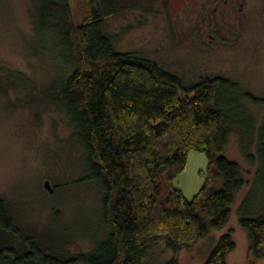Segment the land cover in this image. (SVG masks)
<instances>
[{"label": "trees", "instance_id": "trees-1", "mask_svg": "<svg viewBox=\"0 0 264 264\" xmlns=\"http://www.w3.org/2000/svg\"><path fill=\"white\" fill-rule=\"evenodd\" d=\"M80 3L84 17L77 22L72 0H36L37 30L73 67L50 101L75 128L83 179L103 197L107 236L88 252L64 257L33 236L23 237L0 196V240L11 235L28 246L21 252L0 244V264H140L158 242L177 256L212 230L224 229L247 184L240 164L223 154L232 128L259 135L257 155H246L258 169L240 206V225L249 234L251 255L264 258V120L258 126L240 103L239 85L219 76L187 84L151 60L118 51L105 25L121 0ZM243 97L264 107V98L250 92ZM191 150L205 152L209 163L204 185L188 199L174 179ZM235 248L227 233L202 264H227ZM168 264L180 263L175 257Z\"/></svg>", "mask_w": 264, "mask_h": 264}, {"label": "rangeland", "instance_id": "rangeland-1", "mask_svg": "<svg viewBox=\"0 0 264 264\" xmlns=\"http://www.w3.org/2000/svg\"><path fill=\"white\" fill-rule=\"evenodd\" d=\"M82 1V0H81ZM72 0L77 22L84 14ZM106 32L121 52L155 62L187 84L224 77L236 82L240 103L264 120V107L247 104L244 93L264 98V0H121L106 21ZM59 47L40 37L36 0H0V196L23 237L64 257L85 253L107 236L103 197L85 181L84 153L66 113L50 96L72 72ZM259 135L232 128L224 155L238 162L247 181L222 230H212L179 255L165 241L149 247L140 264H202L221 236L230 233L236 248L227 264H264L250 253L251 240L240 225V206L253 190ZM209 159L191 150L174 186L192 199L205 183ZM54 188L50 192L45 181ZM2 245L28 246L5 235Z\"/></svg>", "mask_w": 264, "mask_h": 264}, {"label": "water", "instance_id": "water-1", "mask_svg": "<svg viewBox=\"0 0 264 264\" xmlns=\"http://www.w3.org/2000/svg\"><path fill=\"white\" fill-rule=\"evenodd\" d=\"M45 186L50 192L54 191V188L51 186L50 180L45 181Z\"/></svg>", "mask_w": 264, "mask_h": 264}]
</instances>
